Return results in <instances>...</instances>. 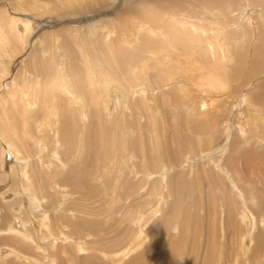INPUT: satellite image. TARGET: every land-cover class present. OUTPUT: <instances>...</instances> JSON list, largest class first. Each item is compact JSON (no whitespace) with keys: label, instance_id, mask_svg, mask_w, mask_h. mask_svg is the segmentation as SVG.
<instances>
[{"label":"rangeland","instance_id":"rangeland-1","mask_svg":"<svg viewBox=\"0 0 264 264\" xmlns=\"http://www.w3.org/2000/svg\"><path fill=\"white\" fill-rule=\"evenodd\" d=\"M40 1L0 0V264H264V0Z\"/></svg>","mask_w":264,"mask_h":264},{"label":"bare ground","instance_id":"bare-ground-1","mask_svg":"<svg viewBox=\"0 0 264 264\" xmlns=\"http://www.w3.org/2000/svg\"><path fill=\"white\" fill-rule=\"evenodd\" d=\"M214 1V0H213ZM223 1V0H222ZM232 1V0H231ZM251 1V0H250ZM39 2H41L40 0H39ZM216 2H218L217 0H216ZM61 3H63V2H61ZM214 4V3H213ZM42 5H43V3H42ZM216 6V5H215ZM45 8V7H44ZM49 10V9H48ZM29 24V23H28ZM186 24V23H185ZM189 24V23H188ZM25 26H27V23H25L24 24ZM25 28V27H24ZM27 28V27H26ZM25 28V29H26ZM156 29V28H155ZM152 32H154V28H151L150 29ZM221 34V33H220ZM263 35V34H262ZM115 48V47H114ZM38 52V51H37ZM121 53V52H120ZM124 53V52H123ZM39 55V54H38ZM50 57V56H49ZM223 58V57H222ZM49 70V69H48ZM82 77V76H81ZM98 78V77H97ZM214 82V81H213ZM211 83V82H209V84H210V87H213V84L214 83ZM222 85H220V87H221ZM36 87V86H35ZM209 88V87H208ZM214 88V87H213ZM223 88V87H222ZM67 89H69L68 87H67ZM135 89V88H134ZM72 90V89H71ZM209 90H210V88H209ZM73 92V91H72ZM71 92V93H72ZM217 92H219V91H217ZM221 92V91H220ZM222 92H224V89H223V91ZM221 92V93H222ZM73 93H75V91L73 92ZM74 97H76L75 98V100H73V101H79L80 102V99H79V97H77L76 95H73ZM199 97V96H198ZM202 97V96H201ZM72 99H74V98H72ZM207 99H209V98H207ZM211 100V99H210ZM202 101V100H201ZM203 101H204V99H203ZM206 101V100H205ZM113 103V102H112ZM202 103V102H201ZM215 103V102H214ZM212 105V104H211ZM81 107V106H80ZM214 109V108H213ZM216 111L217 110H215V113L214 114H216ZM82 112V111H81ZM212 115H213V113H212ZM207 117H209L208 115H207ZM222 118V117H221ZM223 120V119H222ZM211 126H212V123H211ZM241 126H243V125H241ZM210 127V126H209ZM239 128V127H238ZM237 128V129H238ZM241 129V128H240ZM210 130V129H209ZM242 131H243V129H242ZM213 133V132H212ZM242 133V132H241ZM238 134H239V132H238ZM243 134H244V132H243ZM248 134V133H247ZM240 136H244V135H240ZM247 142V140H244V143H246ZM235 143V140L233 139L232 140V145H236V144H234ZM231 148H233V147H231ZM51 149V148H50ZM234 153V152H233ZM244 160V159H243ZM209 161V160H208ZM213 162V161H212ZM204 164V163H203ZM220 171V170H219ZM223 171V170H222ZM222 171H220V172H222ZM224 173V172H223ZM33 202V201H32ZM244 216H246V215H244ZM8 231H10V232H13L14 230L13 229H10V230H8ZM17 233H21V231H18ZM19 235H21V234H19ZM22 237V236H21ZM23 238V237H22ZM23 239H27V237L25 236V238H23ZM30 239V238H29ZM123 254V256H124V254L125 253H122ZM116 255V254H115ZM114 256V255H113ZM122 256V255H121ZM51 259V258H50ZM117 259V258H116ZM120 259V258H119ZM36 261H38V260H36ZM117 261H119V260H117ZM26 262V261H25ZM53 263H54V260H53ZM110 264V263H109ZM116 264V263H115Z\"/></svg>","mask_w":264,"mask_h":264}]
</instances>
